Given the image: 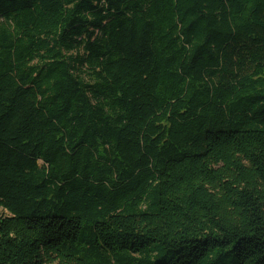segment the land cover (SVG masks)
Listing matches in <instances>:
<instances>
[{"label":"trees","instance_id":"trees-1","mask_svg":"<svg viewBox=\"0 0 264 264\" xmlns=\"http://www.w3.org/2000/svg\"><path fill=\"white\" fill-rule=\"evenodd\" d=\"M0 264H264V0H0Z\"/></svg>","mask_w":264,"mask_h":264},{"label":"rangeland","instance_id":"rangeland-1","mask_svg":"<svg viewBox=\"0 0 264 264\" xmlns=\"http://www.w3.org/2000/svg\"><path fill=\"white\" fill-rule=\"evenodd\" d=\"M3 210L2 209H0V216H2L3 215Z\"/></svg>","mask_w":264,"mask_h":264}]
</instances>
